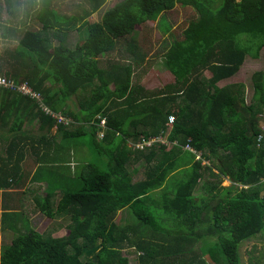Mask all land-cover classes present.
Instances as JSON below:
<instances>
[{"label":"trees","instance_id":"16d2710c","mask_svg":"<svg viewBox=\"0 0 264 264\" xmlns=\"http://www.w3.org/2000/svg\"><path fill=\"white\" fill-rule=\"evenodd\" d=\"M56 1L30 0L35 13L28 8L20 19L13 0H0V27L4 8L22 23L5 25L0 77L27 83L40 96L0 86V129L13 136L0 153V186L24 178L23 163L37 168L33 180L41 181L50 163L66 162L87 135L97 160L90 161L86 147L78 189L68 186L71 168L61 167L46 178L45 195H33L35 209L47 217L69 216L68 233H39L14 213L18 230L0 264H131L126 253L137 264H242L241 244L264 235V70L252 76L251 102L243 83H220L247 56L260 57L264 0H120L93 22L87 18L109 0H84L89 7L72 15L61 14ZM178 3L192 5L198 16L163 54L174 81L159 89L134 83V66L146 60L139 29L162 16L163 31H170L163 15ZM30 16L40 28L30 27ZM72 31L80 32L73 49ZM115 53L130 54L131 61L121 63ZM36 120L37 129L24 128ZM160 136L167 142H144ZM28 149L37 156H26ZM132 160L138 165L130 170ZM205 176L215 180L195 195ZM223 178L231 184L223 186ZM122 209L132 218L118 223Z\"/></svg>","mask_w":264,"mask_h":264},{"label":"rangeland","instance_id":"374dc122","mask_svg":"<svg viewBox=\"0 0 264 264\" xmlns=\"http://www.w3.org/2000/svg\"><path fill=\"white\" fill-rule=\"evenodd\" d=\"M118 1L120 0L107 1L102 8H100L97 12H95L94 14L90 16L91 21H99L102 18L104 11L110 6H113ZM13 5H14L13 11L18 6L21 8L20 19H22V16L25 18L26 17L25 10L28 8H31L30 0H13ZM37 7L38 6L34 5V7L31 8V11L35 13L34 10ZM85 7H89V5L86 2H84V0H57L55 2V8L58 11H60L61 14H66V15L82 13ZM163 16L166 18V20L171 25L170 31L168 32L163 31L162 26H161L162 16H160L156 21H148L143 28L139 29L140 33L136 35L138 39L137 41L140 43L139 45H141L142 47V51L145 54L146 60L134 66L135 69L134 68L133 69L135 72H134L133 80H134V83L139 82L145 87H148L149 89H155V88L159 89L160 87H163L167 83L174 81V78H175L174 75L170 72V70L165 66V63L163 62V54L172 46L174 41L182 39L184 37L183 36L184 30L190 24V20L197 18L198 12L196 8L193 7L192 5L184 6L178 3L174 9L166 11ZM18 18L19 17H15V15L8 12V10L5 8L2 11L1 20H3L5 24H3L0 27V47H4L7 45L6 40L3 38V33L7 32L5 29V25L9 27H17V29H20L22 27L21 25L22 23L21 22L19 23ZM28 22L30 23V27L32 29H38L41 27V24L37 20L34 19V16H30V19H28ZM9 39L13 41L11 42L12 46L13 44L17 43L16 37L12 36ZM79 39H80V32H77V31L70 32L67 36L68 46L71 49L75 48L76 43ZM57 42L58 41L56 40V43ZM129 56L123 57L119 53H115L113 58L114 59L116 58L115 60L118 59L117 61L121 63H128L129 61H131V58ZM105 58L106 57H103L102 59L104 60ZM257 70H264V48L261 50L260 57L258 58H254L250 55L247 56L245 62L240 67L239 71L235 75H233L231 78L222 81L220 84L226 85L228 83H243L246 87L247 100L248 102H251V98L254 94L252 76ZM205 73L207 76L211 75L209 71H206ZM57 116L62 117L63 121L68 120L64 118L63 116H59V115ZM260 117L262 118L261 124H262V127L264 128V113L260 115ZM38 126H39V122L38 120H36L32 126H29L28 124H26L24 128L25 129H29V128L37 129ZM100 131H103V130H100ZM52 134L55 135L56 130H53ZM0 136L2 138L1 139L2 146L4 148L6 147L8 138L11 137V135H9V133L7 132L5 133V131L0 129ZM77 140L80 141L79 142L80 144L76 147L78 151L77 154L83 152L82 154L83 159H77V157L74 156V160L72 163H81L87 160L88 152L86 150V147H88L90 151H93L90 149V142L92 141L90 135L80 137ZM151 142L153 143L154 140H152ZM129 145H132V144L129 143ZM81 146H85V147H81ZM187 155L190 157L189 154ZM90 156H92L90 161L97 160V155L95 151H93L92 155L90 154ZM103 157L106 160V157L105 156ZM103 157L100 156L98 159H104ZM199 157L200 155L197 156V158ZM203 161H204L203 164L209 163V161L207 160H203ZM137 162L138 160L137 161L132 160V162L128 163V168L130 170L133 169L134 166L138 165ZM75 166H76V170H78L79 165H75ZM56 170H57V175H58V173L60 172V170H62V168L59 167ZM76 174H77V171L74 173L72 171L71 173V176H70L71 179L68 182V186L70 189L72 188L78 189L80 186V181L79 179L76 178ZM31 177H32V174L30 175L29 179L26 180L27 183H24V186L22 185L21 187L15 189V193L18 194V193H22V191H26L29 193L34 192V193L45 195L43 191L46 186L44 184L37 185V186H35L36 184H34L32 186L31 184L33 181L32 179H30ZM142 177H143V173L141 170V172L137 175V178H142ZM208 180L213 181L215 179H211L206 176L201 177L199 179V182L196 185V188L194 190L195 195L199 196V195L206 194L204 190V183H206ZM230 184L231 182L228 179L223 178L222 180L223 186H229ZM23 197L24 196L22 195V198ZM20 201L23 202V205L20 211L24 210L27 213L26 215L29 220V223L31 227L34 228L36 231H38L39 233H43L45 235L46 233H52L55 236H61V235H65L68 233V229H69L68 224L70 221H69V216L67 214H60L54 218H49L43 213H41L40 211L36 210L35 204L31 203L30 200L28 199L25 200V198H23ZM17 211L20 212L19 209ZM130 216L131 215H128L127 209H122L118 213L116 217L117 219L116 221L118 223H122L124 221L127 222ZM9 222L13 223L14 224L13 226L17 225L15 217L12 220L10 218ZM19 226L20 225H18V227ZM16 230H18V228H16L15 230L12 228V231H14L13 236L11 232L5 233L3 235L1 239V243H0V255H1V251L4 249V246L10 244L12 238L16 236ZM201 245H202L201 243L197 244V248L199 246L201 247ZM126 254H129L131 264L138 263L137 257H135L134 254H130V253H126ZM240 257H241L242 264H264V235H259L256 238L244 241L240 246ZM86 258H90V256L89 257L86 255L82 256V259H86Z\"/></svg>","mask_w":264,"mask_h":264},{"label":"crops","instance_id":"0c3cea01","mask_svg":"<svg viewBox=\"0 0 264 264\" xmlns=\"http://www.w3.org/2000/svg\"><path fill=\"white\" fill-rule=\"evenodd\" d=\"M69 15H72V14H69ZM90 16L87 18L89 21H91ZM91 22H93V21H91ZM78 24H80V23H78ZM9 135H11V137L8 138L7 145L9 144L10 140L13 138L12 134H9ZM7 145H6V147H7ZM6 147L1 148L0 153H3V155L5 154ZM81 147H84V146H81ZM46 149H47V147L40 148V150H41L40 154L43 153ZM86 150H87V148H86ZM77 153H78V151H77L76 147H73V149L70 150V153L66 154L64 156V161H66V162H63V163L66 164L65 166H62L63 163H59V162L50 163V168L51 169L48 168L44 172V177L45 178L41 179V181H38V182L33 180V175H34L35 169H37V168H33L32 171H31L30 170L31 169V165L27 164V163H23V164H21L22 172H23L21 175H25V177L23 178V177L19 176V177L15 178V180H17V182H15L13 185L5 186L3 184L2 186H0V243H1L2 237H3V235L5 233L11 232L12 236H13V233H14V231H12V225L13 224L11 222H9V219L11 218V220H12L14 217L16 218L14 213H18L19 214L20 217H18V218L21 219V221L24 218H27V215H26L27 213L24 210L20 211L21 210V208H20L19 209L20 213L17 211V207L15 206L16 203H19L20 207H22L23 202L20 201V200H22V199H20L22 197L19 195V193L18 194L15 193V189L21 187L22 185L24 186V183H27L26 180L29 179L31 174H32V177L30 179H32V181H33L32 184H31L32 186L34 184H36L35 186L44 184L47 187L48 183H47L46 178L52 180L55 177H57L58 175H57V170L56 169L59 168V167L60 168L61 167H67V168L70 167L71 168V172L73 171V173H74V172L77 171V174H78V171L80 170L81 166L83 164H85L87 161H84V162H81V163H72L73 160H74V156H76L77 159H83V157H82L83 152H81L79 154H77ZM28 155L37 156V154H33L31 151H29V149H28V151H26V156H28ZM84 155H85V153H84ZM11 165L12 164H10V166ZM32 165H34V164H32ZM75 165H79L78 170H76V166ZM13 168H14V166H13ZM29 171H31L30 174H29ZM18 174L20 175V173H18ZM28 174H29V176H27ZM46 187L44 188V191H43L44 193H45ZM32 188H30V189H32ZM22 193H23V196H24L23 198H25V200L28 199V200L31 201V203H34V200H33V195L35 194L34 192L29 193V192H26V191H22ZM19 219L16 218V222ZM11 242H12V240H11ZM1 253H2V251H1ZM0 259H1V255H0Z\"/></svg>","mask_w":264,"mask_h":264},{"label":"built area","instance_id":"2783aa9c","mask_svg":"<svg viewBox=\"0 0 264 264\" xmlns=\"http://www.w3.org/2000/svg\"><path fill=\"white\" fill-rule=\"evenodd\" d=\"M0 86L1 87H7V88H10V89H14V90H16L18 92H22L24 94H31L34 97L40 99V96L38 94L32 92L31 88L28 86L27 83L15 84L12 80H10V79H8L6 77H0ZM46 110L49 111L48 108H46ZM58 118L61 121H63L62 117H58ZM173 119H174V117L171 116L170 117V121H173ZM67 121H63V122L67 123ZM103 123H104V120H103ZM152 140H154V142H156V141H160L162 143H166L167 142V139L165 137H162V136L156 137V138L150 139L148 141H144V142H145L146 145H151L152 144V142H151ZM141 147H143V145H141ZM186 148H189L190 150H193V148L190 145H187Z\"/></svg>","mask_w":264,"mask_h":264},{"label":"clouds","instance_id":"9594fccd","mask_svg":"<svg viewBox=\"0 0 264 264\" xmlns=\"http://www.w3.org/2000/svg\"><path fill=\"white\" fill-rule=\"evenodd\" d=\"M103 120H104V119H103ZM103 120H102L101 124H105V120H104V123H103ZM173 121H174V119H173ZM173 121H170V119H169V123H172ZM102 134L104 135V131H100V132H99L100 137H103Z\"/></svg>","mask_w":264,"mask_h":264}]
</instances>
